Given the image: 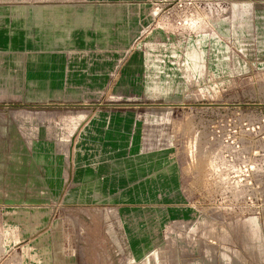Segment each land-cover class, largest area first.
<instances>
[{
  "label": "rangeland",
  "instance_id": "obj_1",
  "mask_svg": "<svg viewBox=\"0 0 264 264\" xmlns=\"http://www.w3.org/2000/svg\"><path fill=\"white\" fill-rule=\"evenodd\" d=\"M122 27L106 90L0 89V264H264V0Z\"/></svg>",
  "mask_w": 264,
  "mask_h": 264
},
{
  "label": "crops",
  "instance_id": "obj_2",
  "mask_svg": "<svg viewBox=\"0 0 264 264\" xmlns=\"http://www.w3.org/2000/svg\"><path fill=\"white\" fill-rule=\"evenodd\" d=\"M144 1L0 0V89L40 90L50 101L60 90H106L122 26Z\"/></svg>",
  "mask_w": 264,
  "mask_h": 264
},
{
  "label": "water",
  "instance_id": "obj_3",
  "mask_svg": "<svg viewBox=\"0 0 264 264\" xmlns=\"http://www.w3.org/2000/svg\"><path fill=\"white\" fill-rule=\"evenodd\" d=\"M90 106H92V107H100L101 105H90ZM146 106L164 107V106H174V105L150 104V105H146Z\"/></svg>",
  "mask_w": 264,
  "mask_h": 264
},
{
  "label": "bare ground",
  "instance_id": "obj_4",
  "mask_svg": "<svg viewBox=\"0 0 264 264\" xmlns=\"http://www.w3.org/2000/svg\"><path fill=\"white\" fill-rule=\"evenodd\" d=\"M116 240H117V238H116ZM118 245H119V244H118ZM118 245H117V246H118ZM120 249H121V248H120ZM121 250H122V249H121Z\"/></svg>",
  "mask_w": 264,
  "mask_h": 264
}]
</instances>
